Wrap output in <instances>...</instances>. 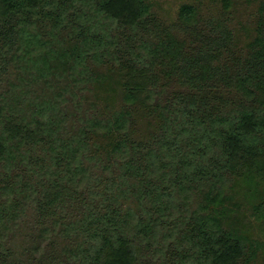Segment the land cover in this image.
Here are the masks:
<instances>
[{
	"label": "trees",
	"instance_id": "trees-1",
	"mask_svg": "<svg viewBox=\"0 0 264 264\" xmlns=\"http://www.w3.org/2000/svg\"><path fill=\"white\" fill-rule=\"evenodd\" d=\"M166 1L0 0V264H264V0Z\"/></svg>",
	"mask_w": 264,
	"mask_h": 264
},
{
	"label": "rangeland",
	"instance_id": "rangeland-1",
	"mask_svg": "<svg viewBox=\"0 0 264 264\" xmlns=\"http://www.w3.org/2000/svg\"><path fill=\"white\" fill-rule=\"evenodd\" d=\"M146 2H147V5H148V14H150V15L158 14L160 16L166 17L167 20H168L169 15L168 14L164 15V10L165 9L163 8V7H166V5H167V1L166 0H146ZM158 2L161 3L159 6H158ZM87 10L90 12V16L93 17V8L90 6V8H87ZM170 11L171 12H174V6L170 7ZM97 19H98V22H96V23H97V25H99V27L96 29V31L99 34H104L106 36V38H108L110 40L112 39L116 43L119 42V44L127 45L126 44V41H125L126 40V34H124V32H117L118 29H116V27H114L113 24L110 25V23H112V22L109 19H102L101 16H99V17L94 16L93 17V21H96ZM119 33H120V35H119ZM130 33H132L131 34L132 35L131 38H133V40L136 42V39H135L136 34H135V32L132 31ZM127 48H129V47H127ZM95 49L91 50V52H94ZM134 50L136 51V49H134ZM121 51H127V49L126 48H122ZM123 56H125V55H123ZM128 56H129V54H127L125 56V58H127ZM25 74H21V73H18L17 74L15 72L14 74H12V76H10V80H11V82L17 83V85L19 84L18 88H15L14 87V91H16V89H18V90L26 89L27 92L25 93V95L21 96L22 101L20 103L18 102L19 106L17 108H19V107H20V109L21 108H24V110L23 109H21V110H22V112H24L28 116L30 114V112L27 111V110H29L32 107L31 106L28 107V106L25 105L26 100L29 98L30 104L32 106L34 105V108L36 106H40L39 105L40 103H43L44 104V102L41 99V97L43 96L44 91L46 90V87H45V85H43L42 82H39L38 85L34 84L31 81H30L31 83L29 82L28 84H26L24 82L22 83V81L21 82H18L17 76L18 75H25ZM83 86H84V88H88L89 87L88 85H83ZM3 88H4V90H6V89H9L10 90L9 84L6 85ZM88 91H89L88 93L91 94L90 90H88ZM76 93H78V92H76ZM2 96H4L5 98L7 97L6 93H3ZM78 96H81V95L78 93L77 94V97ZM46 97H47V95H46ZM83 103H84V105H87V102L85 103V101H84ZM61 108L63 109V106H61ZM66 111H67V109L65 108V109H63L62 113H65ZM69 117L71 119H73V118L76 117V114L71 113V114H69ZM127 156H129V154H125V156H124V154L123 155L116 154V159L117 158H120L121 159V163H124L125 159H127L126 158ZM116 159L114 160L115 163L114 162L113 163L115 164L117 170L120 171L122 169L121 168L122 165L119 164L118 162H116ZM225 178H226L225 179V183H227L228 180H230V179H229L228 176L225 177ZM174 213L176 215V211ZM49 231H51V229H49ZM161 234H162V230L160 228L159 229V232H158V235L161 236ZM257 236H258V239L261 241L262 246L264 247V231H262V232L261 231H258L257 232ZM256 240H257V238H256ZM41 241H43L42 243L44 244L48 240L47 239H41Z\"/></svg>",
	"mask_w": 264,
	"mask_h": 264
}]
</instances>
